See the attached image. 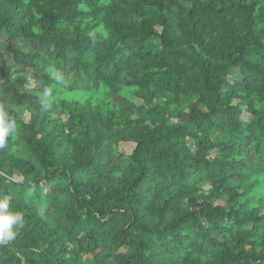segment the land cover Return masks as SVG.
<instances>
[{"label": "trees", "instance_id": "1", "mask_svg": "<svg viewBox=\"0 0 264 264\" xmlns=\"http://www.w3.org/2000/svg\"><path fill=\"white\" fill-rule=\"evenodd\" d=\"M0 112V264H264V0H0Z\"/></svg>", "mask_w": 264, "mask_h": 264}, {"label": "clouds", "instance_id": "2", "mask_svg": "<svg viewBox=\"0 0 264 264\" xmlns=\"http://www.w3.org/2000/svg\"><path fill=\"white\" fill-rule=\"evenodd\" d=\"M14 123L0 112V149L5 147V138L14 131ZM23 226L21 214L9 209L7 198L0 200V243H7L15 238V228Z\"/></svg>", "mask_w": 264, "mask_h": 264}, {"label": "rangeland", "instance_id": "3", "mask_svg": "<svg viewBox=\"0 0 264 264\" xmlns=\"http://www.w3.org/2000/svg\"><path fill=\"white\" fill-rule=\"evenodd\" d=\"M8 58H9V60H10L11 62L14 60L13 56L10 55V54H8ZM235 79H236L235 77L230 78V80H231L232 83H234V82L236 81ZM28 80H29V85H28L27 88H29V89H36L37 86H36L34 80L31 78L30 75L28 76ZM251 117H252V116L249 115V114L246 112V110H243V117H242V118H243L245 121H250V120H251ZM24 118H25V119H29L28 114H25V115H24ZM119 149H120V151H121L122 153H124V154H130V153L133 151L134 146H133L132 144H121V145L119 146Z\"/></svg>", "mask_w": 264, "mask_h": 264}]
</instances>
